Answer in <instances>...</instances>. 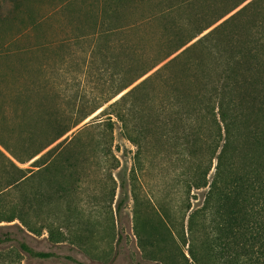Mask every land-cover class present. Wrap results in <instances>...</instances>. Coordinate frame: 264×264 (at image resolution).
Returning <instances> with one entry per match:
<instances>
[{"label": "rangeland", "instance_id": "obj_1", "mask_svg": "<svg viewBox=\"0 0 264 264\" xmlns=\"http://www.w3.org/2000/svg\"><path fill=\"white\" fill-rule=\"evenodd\" d=\"M222 1L127 0L119 7H112L111 0L19 3L20 11L36 23L25 24L20 28L23 32L12 27L0 30V74H4L0 80V116L14 121L23 116L24 107L36 113L56 107L61 113L87 111L90 115L37 157L25 162L14 159L18 168L8 159L0 158V219H15L0 225L24 222L41 227L40 234L30 233L27 242L37 250L61 255L50 259L23 253L20 256L14 246L8 256L0 253V264H75L63 258L65 255L86 264H255L256 256L258 264H264L262 239L255 243L249 236L243 238L245 250L240 254L234 246L235 239L229 238L228 243H232L228 255L216 258L217 252L223 251V244L216 243L219 218L213 214L197 213L194 234L191 233L189 215L203 204L207 190L193 188L189 193L188 188L177 182L179 172L159 171L155 166L149 169L146 184L139 186L132 172L136 148L124 138L121 122L112 108L146 76L121 93L112 94L121 84L120 65L125 58L121 37L111 36L105 24L110 10L117 8L128 18L125 22L131 23H137L143 15L158 16L151 26L134 32L130 39L137 46L154 50L152 45L168 48L176 40L177 35L171 39L164 37L161 31L164 25L175 32L185 28V35L190 34L203 17L214 14L216 5ZM66 2L70 3L59 7ZM152 31L161 35L160 40L154 38ZM16 34L18 39L12 41ZM189 58L210 60L218 55L203 49ZM134 93L129 102L138 99L140 93ZM2 105L6 106L1 109ZM42 116L60 121V113L50 109H44ZM131 123L136 124L135 114ZM78 132L82 136L68 156L43 158L35 163L50 148ZM106 148L113 153L106 152ZM114 155L120 159L119 168ZM48 161L46 167H35ZM12 230L18 231L16 227ZM49 230L54 238L64 233L67 238L81 239L87 246L78 248L68 240L59 247L50 240ZM119 234L122 240L116 246ZM208 243H214L213 250L206 248ZM251 249L255 250L252 257ZM235 255L240 263L232 258Z\"/></svg>", "mask_w": 264, "mask_h": 264}, {"label": "trees", "instance_id": "obj_2", "mask_svg": "<svg viewBox=\"0 0 264 264\" xmlns=\"http://www.w3.org/2000/svg\"><path fill=\"white\" fill-rule=\"evenodd\" d=\"M21 1L24 0H0V30H12V27L21 32L25 24L36 23L20 11ZM126 2L111 0L110 3L119 7ZM69 3H61L59 7ZM215 8L214 14L203 17L190 34L185 35V28L175 32L164 25L161 31L165 38L177 35L168 48L160 44L152 45L155 49L151 50L130 40L134 32L151 26L158 16L143 15L137 23L125 22L128 18L116 8L108 12L105 24L111 36L121 37L125 58L120 65L121 84L112 94L121 93L146 76L135 91L132 89L112 105L124 138L136 148L132 166L136 181L144 186L149 169L157 166L159 171L179 172L177 182L188 188L189 193L193 188L206 189L203 204L189 215L190 231L194 234L197 213L208 212L219 218L215 240L223 244V251L216 254V258H221L228 255L232 243H228L229 238L235 239L239 254L245 250L243 238L247 236L255 243L260 239L264 243V0H223ZM153 36L161 38L158 32ZM18 37L16 34L12 41ZM203 49L217 53L218 58H189ZM179 50L182 51L170 58ZM3 76L0 74V80ZM134 92H139V97L129 102ZM3 106L6 105L1 109ZM44 109L60 113V121L43 117ZM44 109L36 113L24 107L23 116L14 121L6 115L0 116V158L8 159L18 168L14 159L25 162L37 157L90 115L87 111L61 113L56 107ZM81 133L66 137L35 163L43 158L68 156L77 146ZM106 152L113 150L106 148ZM114 158L119 168L120 159L115 155ZM49 162L35 167L41 169ZM120 206L121 202L117 203V209ZM14 221L0 219V224ZM13 227L18 231L12 230ZM40 231L41 227L24 222L0 225V253L8 256L16 246L20 256L23 253L39 259L61 257L54 251L37 250L27 242L30 233L40 234ZM49 233L50 240L59 247L68 240L78 248L87 246L81 239L67 238L64 233L57 238L52 231ZM121 240L119 234L116 246ZM206 246L208 250L214 249V243ZM254 253L251 249L249 254L252 257ZM63 258L86 264L71 255ZM232 258L240 263L237 255ZM253 263H259L257 256Z\"/></svg>", "mask_w": 264, "mask_h": 264}]
</instances>
